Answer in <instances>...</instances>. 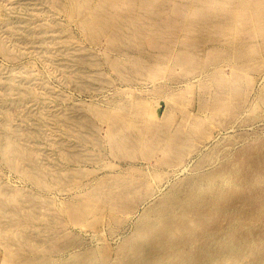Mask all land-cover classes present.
<instances>
[{
    "label": "rangeland",
    "instance_id": "rangeland-1",
    "mask_svg": "<svg viewBox=\"0 0 264 264\" xmlns=\"http://www.w3.org/2000/svg\"><path fill=\"white\" fill-rule=\"evenodd\" d=\"M0 264H264V0H0Z\"/></svg>",
    "mask_w": 264,
    "mask_h": 264
},
{
    "label": "bare ground",
    "instance_id": "bare-ground-1",
    "mask_svg": "<svg viewBox=\"0 0 264 264\" xmlns=\"http://www.w3.org/2000/svg\"><path fill=\"white\" fill-rule=\"evenodd\" d=\"M9 145V144H8ZM10 146V145H9ZM11 150V149H10ZM211 261V260H210ZM207 263H208V261H207Z\"/></svg>",
    "mask_w": 264,
    "mask_h": 264
}]
</instances>
